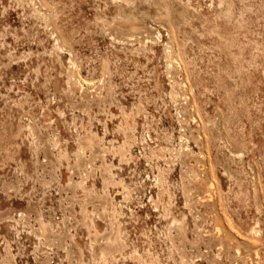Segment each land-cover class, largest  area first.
Returning <instances> with one entry per match:
<instances>
[{
	"label": "rangeland",
	"instance_id": "1",
	"mask_svg": "<svg viewBox=\"0 0 264 264\" xmlns=\"http://www.w3.org/2000/svg\"><path fill=\"white\" fill-rule=\"evenodd\" d=\"M0 264H264V0H0Z\"/></svg>",
	"mask_w": 264,
	"mask_h": 264
},
{
	"label": "bare ground",
	"instance_id": "2",
	"mask_svg": "<svg viewBox=\"0 0 264 264\" xmlns=\"http://www.w3.org/2000/svg\"><path fill=\"white\" fill-rule=\"evenodd\" d=\"M195 176V175H194Z\"/></svg>",
	"mask_w": 264,
	"mask_h": 264
}]
</instances>
